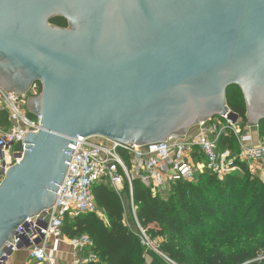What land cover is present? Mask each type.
<instances>
[{"label":"water","instance_id":"1","mask_svg":"<svg viewBox=\"0 0 264 264\" xmlns=\"http://www.w3.org/2000/svg\"><path fill=\"white\" fill-rule=\"evenodd\" d=\"M37 83L27 106L42 125L0 181V257L54 206L78 137L145 145L217 116L235 122L233 86L258 126L264 0H0V87L27 94Z\"/></svg>","mask_w":264,"mask_h":264},{"label":"built area","instance_id":"2","mask_svg":"<svg viewBox=\"0 0 264 264\" xmlns=\"http://www.w3.org/2000/svg\"><path fill=\"white\" fill-rule=\"evenodd\" d=\"M40 91L38 84L33 85L30 96L29 93L18 94L0 87V181L5 172L21 160L25 135L40 130L41 116L31 115L26 108L28 96ZM250 126L240 117L234 122L224 115L200 122L183 136L172 135L164 142L145 145H129L104 137H78L54 206L29 218L17 229L16 235L3 248L0 264H5L9 256L26 243H30L26 248L31 258L39 263L55 264L53 255L64 240L75 253L86 252L83 262L96 261L98 255L91 249L92 240L87 234L69 238L62 228L66 217L85 213L103 217L93 192L94 185L102 182L118 195L128 185L140 242L158 252L155 241L137 220L133 182L138 180L154 192L163 194L178 181L196 182L204 171L223 178L239 168L235 164L237 160L247 165L253 161L264 166V137H258L253 144L252 134L244 131ZM224 135L236 138L239 152L220 147L219 141ZM195 154L203 156L204 160L195 164Z\"/></svg>","mask_w":264,"mask_h":264},{"label":"trees","instance_id":"3","mask_svg":"<svg viewBox=\"0 0 264 264\" xmlns=\"http://www.w3.org/2000/svg\"><path fill=\"white\" fill-rule=\"evenodd\" d=\"M51 22L67 26L62 17ZM227 102L247 124L244 96L238 86L228 89ZM258 132L264 137V120L258 124ZM219 144L238 150L233 136H222ZM194 158L204 160L198 154ZM235 164L241 173L235 170L219 178L204 171L196 182L172 184L166 196L138 180L133 182L137 220L155 241L158 252L143 246L136 231L123 223L122 200L104 182L93 187L104 216L85 213L66 217L63 233L69 238L81 234L91 238L98 259L80 264H264V181L252 174L247 163L237 160Z\"/></svg>","mask_w":264,"mask_h":264},{"label":"crops","instance_id":"4","mask_svg":"<svg viewBox=\"0 0 264 264\" xmlns=\"http://www.w3.org/2000/svg\"><path fill=\"white\" fill-rule=\"evenodd\" d=\"M248 124V123H247ZM244 131L249 132L253 136V144H256L258 137H261L258 132V126L252 125L247 130L244 129ZM262 138V137H261ZM240 151V147L238 146V150L234 152L237 153ZM200 159L194 158L193 162L197 164ZM249 163V166H252V168L249 167V170L252 171L255 175L260 177V174H264V166H262L260 163L253 162ZM199 166V165H198ZM163 196H166L167 193L164 192L162 194ZM122 203L124 205L123 196L126 197V199H130L129 194L125 193V187L122 189L121 195H119ZM99 211V210H98ZM101 211V210H100ZM103 211V210H102ZM102 214V213H101ZM67 237V236H66ZM86 257V252H77L72 249V247L67 243V241H61L58 244L57 250L53 255V259L55 264H80L83 263V259ZM79 260V262H78ZM5 264H47V262L39 263L37 260L31 258L29 254V250L26 247H22L18 249L17 251H14L9 258L6 260Z\"/></svg>","mask_w":264,"mask_h":264},{"label":"rangeland","instance_id":"5","mask_svg":"<svg viewBox=\"0 0 264 264\" xmlns=\"http://www.w3.org/2000/svg\"><path fill=\"white\" fill-rule=\"evenodd\" d=\"M28 93H29V96H30V92H28ZM29 96H28V98H29ZM27 101H28V99H27ZM26 108L28 110V106L27 105H26ZM28 112H29V110H28ZM247 123H249V122H247ZM237 171L240 172V173L242 172L240 170V168H238ZM252 174H254V173H252ZM260 179H262L264 181V174H260ZM123 200H124V205H123V208H124V220H123V223L125 225H127L128 227H130L131 229L137 231V223H136L135 216H134V213H133V205L131 203V200L130 199H126V197H124V196H123ZM97 208H98L99 212L102 213V216H104V212L102 211V209H100L99 207H97ZM134 209H135V207H134Z\"/></svg>","mask_w":264,"mask_h":264}]
</instances>
